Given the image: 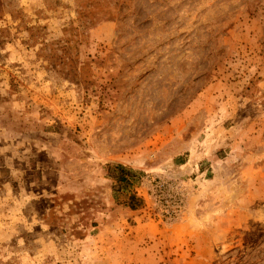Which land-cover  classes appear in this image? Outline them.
<instances>
[{
  "label": "rangeland",
  "instance_id": "rangeland-1",
  "mask_svg": "<svg viewBox=\"0 0 264 264\" xmlns=\"http://www.w3.org/2000/svg\"><path fill=\"white\" fill-rule=\"evenodd\" d=\"M0 264H264V0H0Z\"/></svg>",
  "mask_w": 264,
  "mask_h": 264
},
{
  "label": "trees",
  "instance_id": "trees-1",
  "mask_svg": "<svg viewBox=\"0 0 264 264\" xmlns=\"http://www.w3.org/2000/svg\"><path fill=\"white\" fill-rule=\"evenodd\" d=\"M104 171L106 176L112 181V191L115 193L120 192L122 189L131 190L136 183L135 172L131 168L114 160H107L104 163ZM119 203L130 209H136L139 204H142V199L137 196L135 191H131L126 200Z\"/></svg>",
  "mask_w": 264,
  "mask_h": 264
}]
</instances>
